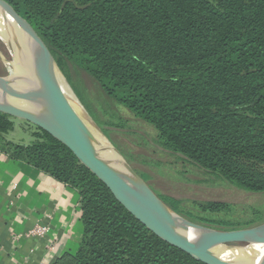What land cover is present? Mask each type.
Wrapping results in <instances>:
<instances>
[{"label": "trees", "instance_id": "16d2710c", "mask_svg": "<svg viewBox=\"0 0 264 264\" xmlns=\"http://www.w3.org/2000/svg\"><path fill=\"white\" fill-rule=\"evenodd\" d=\"M6 1L68 81L67 62L152 125L170 152L241 190L264 192V0ZM11 118L0 112V150L80 195L79 246L50 264H204L150 232L44 130L35 126L27 144L7 140Z\"/></svg>", "mask_w": 264, "mask_h": 264}, {"label": "water", "instance_id": "95a60500", "mask_svg": "<svg viewBox=\"0 0 264 264\" xmlns=\"http://www.w3.org/2000/svg\"><path fill=\"white\" fill-rule=\"evenodd\" d=\"M0 112L24 120L66 146L143 226L204 264H264V223L218 230L168 206L111 142L81 102L32 25L0 0Z\"/></svg>", "mask_w": 264, "mask_h": 264}, {"label": "rangeland", "instance_id": "374dc122", "mask_svg": "<svg viewBox=\"0 0 264 264\" xmlns=\"http://www.w3.org/2000/svg\"><path fill=\"white\" fill-rule=\"evenodd\" d=\"M0 48L9 57L1 43ZM63 67L69 83L93 119L155 194L177 206V213L218 230L249 228L264 223V192L241 190L170 152L163 147L162 139L152 125L109 99L82 70L68 62ZM8 71L0 61V75H6ZM11 120L13 129L5 138L27 144V137L36 130L35 126L13 117ZM259 169L264 171L263 166ZM208 202H217L222 207L219 211L204 209ZM210 219L229 221L232 225L207 221Z\"/></svg>", "mask_w": 264, "mask_h": 264}, {"label": "crops", "instance_id": "0c3cea01", "mask_svg": "<svg viewBox=\"0 0 264 264\" xmlns=\"http://www.w3.org/2000/svg\"><path fill=\"white\" fill-rule=\"evenodd\" d=\"M80 218L75 188L0 150V264H50L75 252L83 234ZM34 225L47 231L28 234Z\"/></svg>", "mask_w": 264, "mask_h": 264}, {"label": "built area", "instance_id": "2783aa9c", "mask_svg": "<svg viewBox=\"0 0 264 264\" xmlns=\"http://www.w3.org/2000/svg\"><path fill=\"white\" fill-rule=\"evenodd\" d=\"M28 234L34 235V236H43L44 232L47 231V228L45 227H38L34 225L33 227L26 230Z\"/></svg>", "mask_w": 264, "mask_h": 264}]
</instances>
